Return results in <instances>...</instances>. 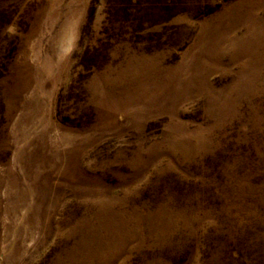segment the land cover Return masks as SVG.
<instances>
[{
	"label": "rangeland",
	"instance_id": "obj_1",
	"mask_svg": "<svg viewBox=\"0 0 264 264\" xmlns=\"http://www.w3.org/2000/svg\"><path fill=\"white\" fill-rule=\"evenodd\" d=\"M0 264H264V0H0Z\"/></svg>",
	"mask_w": 264,
	"mask_h": 264
}]
</instances>
